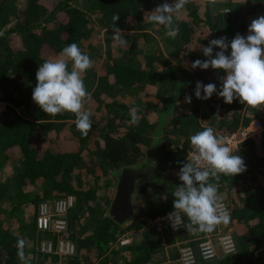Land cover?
Wrapping results in <instances>:
<instances>
[{
	"label": "trees",
	"instance_id": "1",
	"mask_svg": "<svg viewBox=\"0 0 264 264\" xmlns=\"http://www.w3.org/2000/svg\"><path fill=\"white\" fill-rule=\"evenodd\" d=\"M167 1L0 0V264H181L178 242L187 238L197 244L206 232L173 233L168 224L157 231L150 222L174 211L172 192L181 184L178 173L191 149L189 137L207 127L232 133L254 120L263 130L234 154L243 158L247 170L234 177L221 174L218 181V194L229 196L237 251L216 261L264 260V105L251 107L238 100L225 104L217 93L197 99V81L216 84L219 90L226 73L191 68L195 60L207 59L202 47L212 39L227 37L230 42L237 34L246 36L249 16L264 13V0L214 1L220 10L215 17L208 10L205 16L195 9L188 13L191 19L179 22L185 65L172 63L154 46L153 23L145 17ZM202 4L207 7L209 0ZM114 14L120 16L117 27L123 29L126 46L112 39ZM98 29H104L102 52L97 49ZM72 43L92 61L82 74L89 93L82 111L90 113L92 123L87 136L77 130L75 114L47 115L32 100L40 64L57 58ZM95 54L102 62L93 59ZM68 67L71 71V62ZM186 96L192 97L190 104ZM169 100L170 105L159 108ZM132 108L139 109L138 124L130 122ZM153 141L159 149L152 181L147 178L138 185L137 196L144 201L124 229L107 213L113 197L110 178L135 164ZM152 186L163 187L166 198L157 197ZM69 195L76 204L69 211L67 230L41 237L36 229L39 203ZM29 206L33 212L25 216ZM142 229L146 240L122 243L129 238L125 230ZM47 238H53L55 246L59 240H72L77 250L69 255L39 250ZM20 239L25 242L23 260L18 256ZM168 247L174 251L168 253Z\"/></svg>",
	"mask_w": 264,
	"mask_h": 264
},
{
	"label": "clouds",
	"instance_id": "2",
	"mask_svg": "<svg viewBox=\"0 0 264 264\" xmlns=\"http://www.w3.org/2000/svg\"><path fill=\"white\" fill-rule=\"evenodd\" d=\"M187 2H164L145 13V17L149 23L164 26L167 36L175 37L179 27H173V13L182 10ZM119 19L118 14L112 17V39L114 43L126 46L123 29L117 27ZM247 31L246 36L237 34L230 42L227 37H220L202 47L207 59L195 60L191 68L207 70L211 67L222 70L226 75L221 77L219 90L216 84L205 85L197 81L194 92L197 99L208 100L217 93L225 104L238 100L251 107L264 105V16L254 19ZM229 48L230 54L226 55ZM214 49L220 51L213 55ZM91 66L90 57L77 44L72 43L64 47L57 58L40 64L36 72L37 84L32 91L33 102L47 115L56 116L64 112L75 114L76 128L84 136L88 135L92 123L90 113L82 111L83 101L89 95L82 74ZM191 101V96L185 97L186 103L190 104ZM138 111V108L130 110L132 124L139 123ZM189 139L192 151L187 154V162L179 170L181 184L172 192L174 211L168 213L166 219L174 230L184 227L193 233H210L217 225L227 224L231 219L218 195L220 175L234 177L247 169L243 158L232 154L231 147L223 137L215 134L212 127L191 135ZM210 178L216 182H209ZM185 217L188 223H185ZM24 246V240L20 239L17 248L22 260Z\"/></svg>",
	"mask_w": 264,
	"mask_h": 264
},
{
	"label": "built area",
	"instance_id": "3",
	"mask_svg": "<svg viewBox=\"0 0 264 264\" xmlns=\"http://www.w3.org/2000/svg\"><path fill=\"white\" fill-rule=\"evenodd\" d=\"M263 130L261 123L257 120L252 121L248 126H242L237 131L228 133L225 132L223 138L226 144L233 150L243 144L250 136L259 133ZM192 151V147L189 152ZM224 206L230 213L231 209L229 203L222 201ZM76 198L72 195L66 197H53L42 200L37 208V230L40 233L55 232L63 233L68 228V214L75 206ZM172 212V211H171ZM170 213V212H169ZM168 214V213H167ZM167 214L160 215L150 222V225L156 228L157 231H162L163 226L168 224L171 232L177 233L186 228L180 227L174 230L170 222L166 219ZM185 223H188L185 217ZM231 220V219H230ZM222 224V223H221ZM215 233H207L198 238L197 244H191L189 240L178 242L179 258L181 264H198L202 262H209L222 258L223 256L231 255L237 251V245L232 233L220 232V225ZM130 238V239H129ZM125 238L122 243L131 241V237ZM68 247L75 248L71 243ZM51 251V250H49ZM147 264H166L164 262H149Z\"/></svg>",
	"mask_w": 264,
	"mask_h": 264
},
{
	"label": "rangeland",
	"instance_id": "4",
	"mask_svg": "<svg viewBox=\"0 0 264 264\" xmlns=\"http://www.w3.org/2000/svg\"><path fill=\"white\" fill-rule=\"evenodd\" d=\"M54 1L57 2L58 0H54ZM204 1H206V0H188L187 4L184 6V8L178 12L179 16L173 17V27H176V26L179 27V33L175 37L167 36L165 34L166 33V29H165L164 26L153 24V28L150 30V33H151L152 38H153L154 46L157 49L163 50L165 55H166V57L168 59H170L172 61V63H179L181 65H185L186 64L187 51H186V49H184V47L182 46L181 42L179 41V35H180L179 22L182 21V20H190L191 17L187 16V14L188 13L190 14V12L193 9H195L194 11L198 14V16H205V13L207 12V10L209 12V15L212 16V17H215V15H217L220 12V10L218 9L219 6L217 5L218 3L214 2V1H218V0H211V1L209 0V4H208L207 7H205L202 4ZM167 2L168 3H173V0H169ZM21 5L22 4H20V6ZM225 12H230V10L226 8ZM95 16L96 15L94 14L93 17L95 18ZM194 21H198V20L195 19ZM194 25H196V24H194ZM103 30L102 29H98L99 43L97 44V49L99 51H101V52H102V49L104 50V48L106 47V42H104L105 39H104V31ZM93 59L96 62H98V63L102 62V60H103V58H100L98 54H95V56L93 55ZM85 88L87 90L88 87L85 85ZM168 104L169 105L171 104L170 100H169L168 103H163L162 105H160L159 108L164 109ZM214 130H215V134L218 137H223L224 134H225V131H220V130H217V129H214ZM154 141H155V138H154ZM154 141L152 142L150 147L146 148L143 151V153L139 157V160L136 163L142 162L145 159H147V156L150 153V149H151ZM244 143L241 144V145L239 144V147H237L236 149L234 148L232 150V154H235L239 150L244 149V147H245ZM152 172H154V168H153ZM113 176L110 178V180L112 182V188H111L112 191H113L112 195L114 196L117 178H116V176H114V177ZM146 181H152V178H148V180H146ZM165 181H168V180H165ZM151 188H153L152 191H153L154 194L157 195V197H160V198H163V199L166 198L165 189L163 187H161V186H152ZM218 195L220 196L222 201H226V202L229 201V196H228V194L226 192H221ZM112 199H113V197H112ZM143 201H144V199L141 200V198L139 196H137V193H135V195H134V203H135V206H136V211H137V209H139L141 207V205L143 204ZM110 204L107 207V213H108V209L110 207ZM26 208L27 209H26L25 216L32 214L33 206H29V207H26ZM11 222H13L14 228H16V224H17L16 219L15 218L12 219ZM129 223H131V222H128V223L124 224L125 225V226H123L124 229L129 225ZM219 228H220V232H222V233H224V232L232 233V231H234V229H235L232 220H230L229 223H227V224L222 223ZM125 231L126 232L124 234L130 236L131 239H134L137 242H140L142 239L146 240V236L144 235L145 234V230L144 229L138 230V231H135V230H132V231L125 230ZM201 234H203V233H201ZM40 235H41V237H43L44 233H40ZM183 235H185V234H183ZM195 236L193 238H195ZM189 238H192V235H190ZM185 239L187 240V238H185ZM68 243L73 244L75 246V248L72 249V247H68ZM38 246H39V250H41V251H49V250H51V251H56V252H58L61 255L73 254L77 250V247L74 244V242L72 240H69V239L59 240V242L55 246L54 239L53 238H47L46 240H41V243ZM166 250H167L168 253H170L171 251L172 252L174 251V248L168 247V248H166ZM159 253H161V252H159ZM158 254H156V255H158ZM213 263L217 264V261L213 260L211 262L209 261V263H203L202 262V263H198V264H213ZM258 263H262V261H260Z\"/></svg>",
	"mask_w": 264,
	"mask_h": 264
},
{
	"label": "water",
	"instance_id": "5",
	"mask_svg": "<svg viewBox=\"0 0 264 264\" xmlns=\"http://www.w3.org/2000/svg\"><path fill=\"white\" fill-rule=\"evenodd\" d=\"M261 16H264V13L249 16L250 24L254 19ZM158 149L159 145H156V142H154L146 161L124 166L116 174L115 193L108 209V214L119 224H125L134 219L136 214L134 195L138 184L150 177L155 165Z\"/></svg>",
	"mask_w": 264,
	"mask_h": 264
},
{
	"label": "crops",
	"instance_id": "6",
	"mask_svg": "<svg viewBox=\"0 0 264 264\" xmlns=\"http://www.w3.org/2000/svg\"><path fill=\"white\" fill-rule=\"evenodd\" d=\"M257 264H264V260L262 261V263H257Z\"/></svg>",
	"mask_w": 264,
	"mask_h": 264
},
{
	"label": "flooded vegetation",
	"instance_id": "7",
	"mask_svg": "<svg viewBox=\"0 0 264 264\" xmlns=\"http://www.w3.org/2000/svg\"><path fill=\"white\" fill-rule=\"evenodd\" d=\"M144 161H146V159L144 160ZM152 174V173H151ZM126 224V223H125Z\"/></svg>",
	"mask_w": 264,
	"mask_h": 264
}]
</instances>
